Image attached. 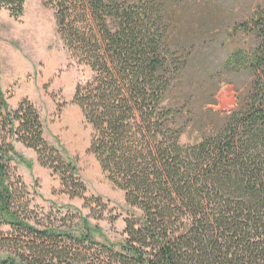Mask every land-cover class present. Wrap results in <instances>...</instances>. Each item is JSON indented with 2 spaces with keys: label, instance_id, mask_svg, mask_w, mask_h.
I'll return each mask as SVG.
<instances>
[{
  "label": "trees",
  "instance_id": "16d2710c",
  "mask_svg": "<svg viewBox=\"0 0 264 264\" xmlns=\"http://www.w3.org/2000/svg\"><path fill=\"white\" fill-rule=\"evenodd\" d=\"M3 3L18 15L25 0ZM44 3L71 58L90 70L74 101L94 129L89 151L129 210L124 238L111 241L90 219H104L108 205L86 195L76 162L47 141L38 108L28 98L12 108L0 88V264H264V7L232 26L250 44L216 67L236 98L222 111L209 106L216 89L197 106L207 85L191 78L212 72L196 68L211 41L183 38L165 0ZM190 130L197 137L183 142ZM15 141L90 215L34 206L12 164Z\"/></svg>",
  "mask_w": 264,
  "mask_h": 264
},
{
  "label": "rangeland",
  "instance_id": "374dc122",
  "mask_svg": "<svg viewBox=\"0 0 264 264\" xmlns=\"http://www.w3.org/2000/svg\"><path fill=\"white\" fill-rule=\"evenodd\" d=\"M165 1L178 21L177 31L183 33V38L197 42L207 37L211 41L210 45L200 49L196 68L209 67L212 72L201 78L194 70L195 76H191L196 84L200 85L201 81L207 85H200L203 90L197 96V106L206 104L204 93L216 89L214 99L217 104L209 106L222 111L232 110L236 105L234 87L222 81L216 67L226 51L250 44L244 35L233 37L230 32L234 23L249 18L256 8L264 7V0ZM89 76V68L71 58L58 36L54 8L46 6L44 0H25L23 12L17 15L11 6L0 0V88L12 108L25 98L38 108L47 141L67 159L76 162L79 175L87 186L86 195L101 196L108 205L105 218L91 217V222L101 225L111 241L119 242L124 238L129 210L125 192L107 178L97 157L89 151L94 129L74 101L77 84ZM236 80L241 88L248 81L246 78ZM196 137V130H190L184 135L183 142H192ZM14 146L18 156L12 164L29 187L34 206L45 212H67L74 208L90 215L84 200L71 198L60 176L41 165L33 149L18 141ZM114 216L117 220L110 222Z\"/></svg>",
  "mask_w": 264,
  "mask_h": 264
}]
</instances>
